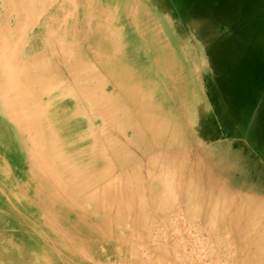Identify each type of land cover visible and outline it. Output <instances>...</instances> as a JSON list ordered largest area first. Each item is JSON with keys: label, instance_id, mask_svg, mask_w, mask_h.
I'll use <instances>...</instances> for the list:
<instances>
[{"label": "rangeland", "instance_id": "obj_1", "mask_svg": "<svg viewBox=\"0 0 264 264\" xmlns=\"http://www.w3.org/2000/svg\"><path fill=\"white\" fill-rule=\"evenodd\" d=\"M0 1V111L8 114L22 132L49 210L57 209L59 216L53 221L48 215L46 222L56 225L55 237L42 221L34 224L40 236L42 233L41 237L46 238L39 240L48 245L42 257H48L50 262L41 264L63 259L68 264H236L232 248L218 240V234L211 235L198 223L184 219L176 204L161 218L152 215L149 220L146 216L139 231L115 213L120 198L145 184H139L138 178L127 171L123 176L124 190L121 188L123 170L119 169L113 145L116 141L106 144L103 140L105 95L112 94L110 102L118 106L119 94L105 86L103 28L84 24L89 19L91 2L80 0L84 18L74 25L75 15L81 10L75 12L76 0ZM153 1L157 12V7L166 9L176 22L172 31L185 36L187 49L182 52L175 40L173 45L184 69L195 75L198 101L194 102V95L189 97L187 105L192 115L178 136L168 134L174 138L172 143H167L161 131L162 137L151 141L153 131L148 123L134 129L138 137L147 141L142 152L137 153H142L139 164L155 155H176L175 160H166L171 177L186 171L187 185L192 180L197 182L193 191L201 194L196 198L198 206H205L199 198L212 190L214 193L218 180L226 183L225 192L250 194L264 201V82L259 84L255 78L263 76L264 41L259 44L260 50L252 48L249 52L250 44L254 45L249 42L251 24L247 23L236 39L229 14L220 20L200 13L194 10L200 0ZM80 24L83 28H79ZM263 28L259 27L260 34ZM67 49L69 53L63 55ZM189 49L193 57H189ZM144 56H152L146 48ZM48 88H53L73 109L74 123L82 138H75L71 153L54 144L44 129L36 132L41 127L34 125V102L45 99L43 93ZM23 89L27 95H22ZM112 125L114 132L118 124ZM124 131L131 136L132 130ZM80 145L84 148L77 150ZM88 155L90 162L83 161ZM0 162L14 178L13 162ZM152 164L158 167L157 172L162 171L159 159ZM136 165L134 158L127 167L135 169ZM206 168L217 169L213 172L217 182L211 181V189L205 183L201 185ZM131 179L135 181L131 183ZM191 189L192 186L188 194ZM14 232L11 220L0 208V264H34L24 241L14 238ZM49 239L65 247L53 246Z\"/></svg>", "mask_w": 264, "mask_h": 264}, {"label": "bare ground", "instance_id": "obj_2", "mask_svg": "<svg viewBox=\"0 0 264 264\" xmlns=\"http://www.w3.org/2000/svg\"><path fill=\"white\" fill-rule=\"evenodd\" d=\"M222 1L229 4L226 10L221 8L219 0H203L196 9L220 20L227 18L229 14L230 26L237 36L236 39L240 30L245 28L247 23L251 24L248 33L252 41L249 42H253L254 45L250 44L249 52L253 51L252 48L260 50L259 44L264 41V33L260 34L259 31V27L264 26V0ZM83 2H91L88 8L89 19L84 24L103 28L105 86L117 90L119 94L118 106L110 102L112 94L105 95L103 140L106 144L116 141L113 145L115 152L118 153L119 169L123 170L120 177L121 188L124 190L123 176L127 171L138 178L139 184H145L138 189L130 190L120 198V204L115 206V213L120 218H126L124 221L133 230L139 231L146 216L148 219L152 215L161 218L163 213L170 210L172 204H176L184 219L198 223L211 235L218 234V240H223V243L234 251L233 261L236 264H264V201L261 199L259 201L256 196L250 194L225 192L226 183L218 180V188L214 189V193L212 190L211 194L199 198L204 200L202 204L205 206H198L196 198L201 194H197L196 191L194 194L193 191L197 182L192 180L188 186L184 177L186 171H179L176 178L171 177L170 165L166 160L171 162L176 159V155L169 156L170 153H166L164 158L155 155L144 164L142 161L139 164L138 157L142 153H137L147 145V141L145 137H138L134 129L144 127V124L148 123L153 131L151 141L161 138V131L167 143H172L174 138L171 139L168 134L178 136L182 125L192 115L187 105L188 101L190 103L189 97L194 95V102L198 101L195 75L184 69L183 60L174 50L173 40L177 42L182 52L183 49H187L185 36H179L171 29L177 25L174 19H171L164 8L157 7V12L153 0H83ZM241 3H246L249 7L244 9ZM73 8L75 12L81 9L80 0H76V6L73 5ZM82 10L84 9L75 15L77 17L74 25L83 20L85 12L82 14ZM78 26L83 28L81 24ZM145 48L146 53L152 56H144ZM68 53V49L63 51V55ZM188 55L193 57L190 49ZM22 95H27L24 89ZM43 98L45 99L42 101L34 102V125L35 128L38 125L41 127L36 132L41 133L44 129L47 132L45 135H49L54 144L68 149L71 153L75 148V138H82L76 129L71 105L55 93L53 88L46 89ZM38 116L43 122L39 121ZM13 121L9 119L8 114L0 111V161H12L15 167L12 178L0 162V208L11 220V225L15 229L14 238L24 241L33 263H49L48 257H42L48 245L39 240L43 234L40 236L38 226L34 224L42 221L44 227L55 237L53 230L57 228L56 225L46 222L48 215L52 216L53 221L59 218L58 210H49V202L42 194L38 173L33 171L28 149L23 142V134L16 129ZM113 122L118 124V129L114 132ZM126 128L132 130L130 137L124 131ZM83 144L84 141L81 145ZM81 145L77 150L84 148ZM72 155L76 156L77 151ZM134 158L137 167L130 169L132 167L127 165H130L131 159L134 162ZM144 158L143 156L141 160ZM156 159L163 162L162 171L157 172L158 167L152 164ZM83 161L90 162V156H86ZM215 170L217 169H205L203 175L201 174L202 181L205 178L201 185L207 184L211 189L213 184L211 181L217 182L213 174ZM134 181L131 179V183ZM190 186L193 189L188 194ZM175 191L179 192L180 196L173 197ZM61 228L63 232L66 231L64 227ZM57 234L59 233L56 231ZM49 241L53 246L57 245L61 249L65 247L63 244L59 246L51 239ZM71 255L75 256L73 253ZM67 262L65 259L56 260L54 264H68Z\"/></svg>", "mask_w": 264, "mask_h": 264}, {"label": "trees", "instance_id": "obj_3", "mask_svg": "<svg viewBox=\"0 0 264 264\" xmlns=\"http://www.w3.org/2000/svg\"><path fill=\"white\" fill-rule=\"evenodd\" d=\"M202 1H203V0L198 1L199 3L195 6L194 10L197 8L198 5H200V3H201ZM204 1H205V0H204ZM219 4H220V6H221V8H222L223 10H226V9H227V6L229 5L227 2L222 1V0H219ZM241 5H242V8H244V9H246V8L249 7V5H247L246 3H241ZM194 10H193V11H194ZM261 70H264V66L261 68ZM262 74H263V76L260 75V76H258V77H255V78H256V81H258L259 84H260L261 82H264V71L262 72ZM246 83L249 84V83H248V79H247ZM209 97H210V96H209ZM210 103L214 106V108H216V106H215V104H214V102H213V100H212L211 98H210ZM215 111H217V109H216Z\"/></svg>", "mask_w": 264, "mask_h": 264}]
</instances>
